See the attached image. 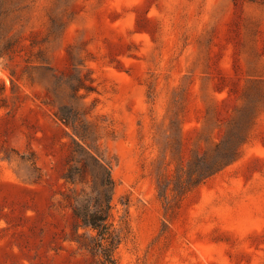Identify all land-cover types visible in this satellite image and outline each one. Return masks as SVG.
<instances>
[{
  "label": "rangeland",
  "instance_id": "rangeland-1",
  "mask_svg": "<svg viewBox=\"0 0 264 264\" xmlns=\"http://www.w3.org/2000/svg\"><path fill=\"white\" fill-rule=\"evenodd\" d=\"M93 158L115 264H264V0H0V264L103 263Z\"/></svg>",
  "mask_w": 264,
  "mask_h": 264
},
{
  "label": "trees",
  "instance_id": "trees-1",
  "mask_svg": "<svg viewBox=\"0 0 264 264\" xmlns=\"http://www.w3.org/2000/svg\"><path fill=\"white\" fill-rule=\"evenodd\" d=\"M58 120L66 125L70 126L73 132V136L78 140L83 141L86 135L81 133L74 125L71 117L58 115ZM239 143L233 149V155L228 161H217L211 164H204L195 169L190 178L189 185L186 192H189L200 184L204 183L208 178L215 175L222 168L229 165L239 157ZM92 164L97 170L96 182H93L88 188L90 191L84 193L81 202L74 201V205L71 207V211L74 219L77 221V228L81 227L87 230V237L84 234L78 235V239L72 241L80 249L89 251L91 254L99 253L103 259L102 264H115L113 259V251L119 244L118 239L112 229V225L109 222L111 216V198L114 189V183L110 175V167L107 164L99 163L98 158H93ZM86 174V166L82 164L80 168L68 171L65 179L70 184H76L75 176L79 177V184H86L84 182V175ZM79 238H88L92 242V246L87 245Z\"/></svg>",
  "mask_w": 264,
  "mask_h": 264
}]
</instances>
